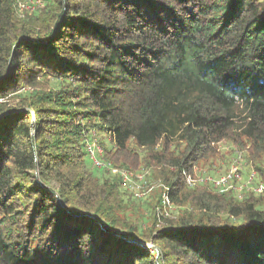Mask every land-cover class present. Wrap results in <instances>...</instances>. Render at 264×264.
Segmentation results:
<instances>
[{
    "label": "trees",
    "instance_id": "trees-1",
    "mask_svg": "<svg viewBox=\"0 0 264 264\" xmlns=\"http://www.w3.org/2000/svg\"><path fill=\"white\" fill-rule=\"evenodd\" d=\"M43 1L21 20L0 0V264H264V190L187 183L224 175L230 142L264 189V0ZM45 75L67 87L30 103L33 136L7 97ZM93 142L178 216L155 227L160 188L147 231L128 222Z\"/></svg>",
    "mask_w": 264,
    "mask_h": 264
},
{
    "label": "rangeland",
    "instance_id": "rangeland-1",
    "mask_svg": "<svg viewBox=\"0 0 264 264\" xmlns=\"http://www.w3.org/2000/svg\"><path fill=\"white\" fill-rule=\"evenodd\" d=\"M62 80H54V77L51 75H45L42 76L41 78L37 79V84L34 87H29V86H24L19 88L16 92L10 94L7 97L8 104L11 107H14V109H17L19 112H29V119L30 122L32 123L31 125V134L34 136V121H35V112L34 109L32 108V103L33 101H37V103H40L41 100L40 98L44 96V98L47 100H50L51 102H54V95L58 94V91H60V86L62 85L63 87H67L66 84H61ZM70 88V87H68ZM38 94V95H36ZM43 99V97H42ZM49 103V102H48ZM46 103V107H50L51 105ZM21 109V110H19ZM96 135V134H95ZM92 132V136L95 139L97 138V135L95 136ZM100 140V139H99ZM94 143V142H93ZM106 145H108L107 140H105ZM95 144V143H94ZM96 145V144H95ZM231 145L230 142H222L218 145V156L220 158V164H222L224 161L223 159H226L225 154L230 153L229 160L226 159L227 161V168L230 166L231 159L235 155L234 147L229 146ZM100 148L101 154L104 153L102 151V147L97 145ZM96 146V147H97ZM140 151V150H139ZM234 155H233V154ZM102 162V163H100ZM247 160L243 163H246ZM89 166L91 169H93L95 175L99 177H104V178H112V177H119L116 173H114L112 170L115 166L113 164L105 159H102L100 157H94L93 159H89ZM88 166V167H89ZM126 167V166H125ZM250 167V165L247 164L246 167H244V170ZM226 169V168H225ZM143 169H140L142 171ZM204 171V170H203ZM220 172V171H219ZM34 175V176H33ZM218 175V173H217ZM34 182L38 183V185H41L39 178H38V172H35L32 174ZM223 176V175H222ZM148 188L142 189L140 188L139 190H136L135 187H123V192L129 194L130 196H124L123 197V203L124 207L126 208V214L124 215L125 218L127 219L128 222H132L134 224H137L140 226L141 231H147L148 227L151 225L150 221V207L149 206L154 199H156L159 195V189L161 191L164 190L163 186L161 185H156L157 183H154L153 181L148 182ZM54 186V184H52ZM162 193V192H161ZM130 197V200L128 198ZM122 198V197H121ZM178 209H170L169 214L172 213L171 219H174L178 216ZM171 215V214H170ZM157 221L155 224V227H158V222H159V217H157ZM146 245L151 244L153 245V248H148V249H156L155 245L152 242L145 243Z\"/></svg>",
    "mask_w": 264,
    "mask_h": 264
},
{
    "label": "built area",
    "instance_id": "built-area-1",
    "mask_svg": "<svg viewBox=\"0 0 264 264\" xmlns=\"http://www.w3.org/2000/svg\"><path fill=\"white\" fill-rule=\"evenodd\" d=\"M15 14L18 19H24L25 16L31 15L35 11H40L44 7L43 0H16L15 3ZM94 143H90L87 145V151L89 153V158L93 159L94 157L101 156L100 148ZM244 158L243 154L239 151H235V155L231 159L230 166L226 170L223 176H210L205 175L206 171H199L200 174H196L195 177H188L187 183L190 186H194L196 182H206L210 181L213 183L215 187H217L218 191H227L233 190L240 196L243 189L252 190L254 193L263 192V187L261 185L254 186V181L256 179V171L251 167L248 168V173L246 176L243 174L244 167L247 166V163H243ZM102 163V162H100ZM116 173L121 179V185L123 187H135L136 190L140 188H148V184L144 179V174L133 173L128 169L114 167L112 170ZM246 177L245 181L244 178ZM241 182V184H238ZM164 190L161 193L160 205L155 208V213L157 217H159L158 225H161L163 219H171L172 213L169 214L170 209L175 210V206H173L167 197V187H163Z\"/></svg>",
    "mask_w": 264,
    "mask_h": 264
},
{
    "label": "water",
    "instance_id": "water-1",
    "mask_svg": "<svg viewBox=\"0 0 264 264\" xmlns=\"http://www.w3.org/2000/svg\"><path fill=\"white\" fill-rule=\"evenodd\" d=\"M99 225L102 227V225L100 223H99ZM103 230H104V228H103ZM114 235L116 237H118V238H121V239L125 240L128 243H131V244H134V245H138V246H140L142 248H145V249L153 248V245H151V244L146 245L144 242L139 241L137 239H134V238H131V237H128V236H122L119 233H115Z\"/></svg>",
    "mask_w": 264,
    "mask_h": 264
}]
</instances>
